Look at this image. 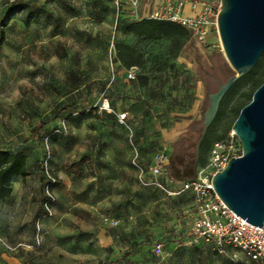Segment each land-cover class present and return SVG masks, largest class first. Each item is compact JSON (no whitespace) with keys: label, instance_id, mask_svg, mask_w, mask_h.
Instances as JSON below:
<instances>
[{"label":"rangeland","instance_id":"obj_1","mask_svg":"<svg viewBox=\"0 0 264 264\" xmlns=\"http://www.w3.org/2000/svg\"><path fill=\"white\" fill-rule=\"evenodd\" d=\"M159 3L0 0V148L24 152L29 172L14 177L11 197L0 201V236L34 243L47 148L58 180L42 245L15 253L0 246V264H252L241 252L233 259L212 245L191 244L184 220L194 207L191 194L143 186L132 164V143L147 171L153 156L166 152L171 176L164 181L179 191L191 178H180L175 168L195 159L196 174L209 156L199 152L209 95L235 74L218 33L201 48L185 45L181 34L150 40L133 31ZM124 44L135 49L126 55L135 61L131 68L119 56ZM132 68L133 81L127 77ZM243 78L209 127L213 143L233 140L236 156L242 146L231 138L232 127L237 110L264 82V58ZM105 100L111 110L103 109ZM123 113L126 125L118 120ZM62 124L67 133L47 142ZM105 218L119 223L112 227ZM159 243L167 255H156Z\"/></svg>","mask_w":264,"mask_h":264},{"label":"built area","instance_id":"obj_2","mask_svg":"<svg viewBox=\"0 0 264 264\" xmlns=\"http://www.w3.org/2000/svg\"><path fill=\"white\" fill-rule=\"evenodd\" d=\"M133 6H138V0H133ZM222 0H161L159 6L148 15L147 19L167 21L179 24L190 33L187 46L196 45L206 47L211 35L218 33V15L221 11ZM137 14V11H134ZM129 80H136V72L131 69L127 75ZM104 110H111L107 100L102 105ZM119 123L126 125L127 114L118 115ZM57 134L67 133L66 125L62 124ZM236 135L231 132V138ZM47 137V142H48ZM134 155L132 164L137 170L139 182L145 187H155L169 196H178L189 192L194 202V209L184 213L185 224L190 225L189 242L194 245H212L219 254L232 253L233 259L241 252L254 264H264V226L257 227L237 216L220 199L213 186L214 176L222 171L229 160L237 157L234 154L233 140L217 141L214 143L206 164L198 170L195 177L183 182L179 191L170 189L167 181L170 177L168 166L169 156L166 152H159L152 158L151 165L147 169L140 163V152L132 143ZM51 160L50 149L43 169L44 198L42 211L36 221V237L33 244L19 242L12 244L0 236V246L9 253L19 250H33L42 245V223L54 216L58 203L56 187L57 178L50 172L48 163ZM162 177V179L160 178ZM112 227H116L118 220L105 218ZM190 223V224H189ZM154 251L158 256L166 255L165 243H159Z\"/></svg>","mask_w":264,"mask_h":264},{"label":"water","instance_id":"obj_3","mask_svg":"<svg viewBox=\"0 0 264 264\" xmlns=\"http://www.w3.org/2000/svg\"><path fill=\"white\" fill-rule=\"evenodd\" d=\"M222 50L235 74L209 95L204 113L205 136L224 96L248 74L264 53V0H222L217 20ZM232 131L242 154L229 160L213 178L220 199L237 216L257 227L264 226V83L245 105Z\"/></svg>","mask_w":264,"mask_h":264},{"label":"trees","instance_id":"obj_4","mask_svg":"<svg viewBox=\"0 0 264 264\" xmlns=\"http://www.w3.org/2000/svg\"><path fill=\"white\" fill-rule=\"evenodd\" d=\"M28 14L29 15H28L27 25H29V19L32 17L33 11H29ZM132 30L135 31L140 36L147 38V39H150V40H155V39H159V38H163V37L174 38L175 35L181 34L182 36L186 37L185 45L187 44V42L189 41V38H190L189 31L179 24H175V23H171V22H167V21H157V20H152V19H147V18H144V19L139 20L136 23H134L132 25ZM4 40H5V31L3 29L2 23L0 22V46L3 44ZM118 52H119V56H120L121 60L125 63V65L127 67L131 68L132 66L135 65V61H133V60L129 61L126 59V55H128L127 52L135 55V49L134 48H132L128 45H125V44L119 45ZM261 57L264 58V53L261 55ZM245 79L246 78H243L242 80L240 79L239 81H237V83L230 89L229 94L233 93L236 90V87L238 86V84ZM263 83L264 82H262L260 85H258L255 88V90L248 96L247 102L245 104H243L237 110L236 119L238 118L242 108L251 102L254 92ZM220 107H221V105H220ZM220 107H219V109H220ZM58 129H59V127L57 129H55L48 136L49 139L53 136L61 135V134L55 133V131ZM213 145H214V143H213V139L211 137V129L208 128L205 136L201 139L200 144H199L200 154L201 153L210 154ZM241 154H242V150H241ZM195 168H196V165H195V159H194V162L192 164L187 165V166H183L182 169H179V168H175V169H177V174H179L180 178L189 179V178L194 177V175H196L195 174ZM28 175H29V172H28V156L24 152H22V151L12 152V151L7 150L5 148H0V201H5L11 197V195H12V182H13L14 177L25 178ZM42 176L45 180L44 169H42ZM170 176H171V174H170ZM164 178H163V180H164ZM57 186H58V184H57ZM151 188L159 190L155 187H151ZM43 198H44V185H43ZM41 211H42V207H41ZM125 256L128 257L129 256L128 253H126ZM252 264H254V263H252Z\"/></svg>","mask_w":264,"mask_h":264},{"label":"crops","instance_id":"obj_5","mask_svg":"<svg viewBox=\"0 0 264 264\" xmlns=\"http://www.w3.org/2000/svg\"><path fill=\"white\" fill-rule=\"evenodd\" d=\"M160 1H161V0H160ZM159 4H160V3H159ZM132 69L134 70V68H132ZM129 71H130V70H129ZM193 209H194V207H193V205H192V210H193ZM192 210H188V211H192ZM187 235H188V234H187ZM188 237H189V235H188ZM188 237H187V238H188ZM186 244H189V243L186 242ZM183 245H185V243H184ZM200 245H201V244H200ZM202 245H203V244H202ZM166 255H167V253H166ZM143 264H144V263H143ZM146 264H148V263H146Z\"/></svg>","mask_w":264,"mask_h":264}]
</instances>
